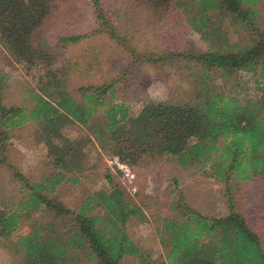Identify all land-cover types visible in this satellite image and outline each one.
<instances>
[{
	"label": "trees",
	"instance_id": "obj_1",
	"mask_svg": "<svg viewBox=\"0 0 264 264\" xmlns=\"http://www.w3.org/2000/svg\"><path fill=\"white\" fill-rule=\"evenodd\" d=\"M52 1L0 0L1 48L27 70L36 67L35 86L27 89L28 107L2 103L0 73V185L8 191L4 195L0 190L5 199L0 198L2 247L22 264H122L127 257L152 264L124 230L130 218L141 220L144 213L125 198L116 173L105 168L103 185L73 209L55 195L60 184L80 183L82 173L96 167L102 149L130 166L144 155L164 154L182 169L206 167L224 184L225 211L211 216L195 210L176 191L169 212L155 226L164 251L156 264H264L261 237L230 196L233 184L255 178L264 189L261 0H129L149 19L158 20L171 7L179 9L207 44L204 51L181 54L193 68L188 93L176 98L169 89L163 99L142 97L133 115L128 103L104 100L111 96L110 82L79 85L77 97L68 91L39 32ZM90 5L94 31L106 34L137 62L138 50L122 25L106 17L101 0H90ZM224 20L236 36L232 40L221 29ZM81 37L60 36L59 41ZM249 88L255 91L251 95ZM29 121L35 123V139L46 155L36 179L5 171L11 166L1 153L7 129ZM89 149L97 154L93 161L87 158ZM18 178L21 190L13 188Z\"/></svg>",
	"mask_w": 264,
	"mask_h": 264
},
{
	"label": "rangeland",
	"instance_id": "obj_2",
	"mask_svg": "<svg viewBox=\"0 0 264 264\" xmlns=\"http://www.w3.org/2000/svg\"><path fill=\"white\" fill-rule=\"evenodd\" d=\"M101 3L106 17L115 20L117 26L122 25L126 35L130 36L138 50L136 56L140 58H136L137 62L130 61L131 55L126 50L106 34L94 31L90 0H53L52 11L50 10L39 32L52 54V67L62 73L71 95L77 97L76 88L79 85L110 82L112 93L111 96L104 95V100L128 103L130 114L133 115L139 109L142 97L163 99L169 89L174 91L176 98H182L188 93L192 87L193 68L187 65L181 54L204 51L207 44L187 23L180 10L171 7L167 14L157 20L149 19L138 5L129 0H101ZM258 8L260 19L264 23V0H261ZM221 29L230 40L236 37L225 20L221 23ZM66 35L82 37L75 41H59L60 36ZM35 68L27 70L0 46V73L4 74L2 103L29 106L27 89L35 86ZM254 92L251 88L247 90L250 95ZM258 92L257 89L256 93ZM34 124L29 121L15 129H7L1 153L5 154L11 169L5 168V171L17 170L24 177L36 179L38 169L43 167V162L46 164L45 148L35 139ZM99 150L101 156L96 167L84 171L78 184L58 185L55 195L73 209L86 193L103 185L105 168L112 174L116 173L115 181L125 198L137 204L144 213L141 220L130 218L124 230L139 250L146 253L152 264L159 263L158 259L164 256L155 233L157 219L169 212L170 203L177 196L176 191L180 192L190 206L203 214L211 216L225 211L224 184L213 178L206 167L199 170L182 169L166 159L164 154L144 155L138 165H128L133 178L126 182L122 180L118 170L108 165L107 158L112 155ZM94 154L95 151L89 149L87 158L93 161ZM36 163L38 164L33 170ZM49 169L47 168V172ZM19 181L18 178L12 183L15 190H21L18 188ZM1 188L4 187L0 185V190H4L5 195L8 191ZM103 188L107 189L108 184ZM230 188L234 206L258 232L264 246V189L261 181L255 178L233 184ZM4 195L0 193L3 201ZM8 251L0 241V264H22L21 258L10 256ZM122 264L138 263L127 257Z\"/></svg>",
	"mask_w": 264,
	"mask_h": 264
},
{
	"label": "built area",
	"instance_id": "obj_3",
	"mask_svg": "<svg viewBox=\"0 0 264 264\" xmlns=\"http://www.w3.org/2000/svg\"><path fill=\"white\" fill-rule=\"evenodd\" d=\"M107 163L109 166L119 171L122 180L126 182H130L132 180L133 174L132 171L130 170V167L127 164L119 161L116 156L108 157Z\"/></svg>",
	"mask_w": 264,
	"mask_h": 264
}]
</instances>
